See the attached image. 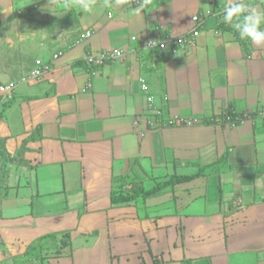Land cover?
<instances>
[{"label":"crops","instance_id":"crops-1","mask_svg":"<svg viewBox=\"0 0 264 264\" xmlns=\"http://www.w3.org/2000/svg\"><path fill=\"white\" fill-rule=\"evenodd\" d=\"M226 3L149 0L133 15L138 1L97 0L89 15L0 0V81L61 52L0 101V264H264V46L223 22ZM195 14L192 46L130 39L186 34ZM113 48L126 56L93 73L82 61ZM173 115L199 121L145 127ZM175 176L189 179L144 194Z\"/></svg>","mask_w":264,"mask_h":264},{"label":"built area","instance_id":"built-area-1","mask_svg":"<svg viewBox=\"0 0 264 264\" xmlns=\"http://www.w3.org/2000/svg\"><path fill=\"white\" fill-rule=\"evenodd\" d=\"M55 1V0H53ZM137 2L138 0H133ZM213 2V1H212ZM20 13H26L27 9H23L19 11ZM222 14V9L217 11L216 14ZM110 16V13H109ZM191 28L190 30L183 35L174 36L169 33H162L155 38H145V37H138L135 35H131L130 39L132 42L135 43L136 50L139 51H146V50H156L158 55L165 51L166 49H170L172 52H176L179 49H183L186 46H192L195 44L196 37L199 35V28L203 23L202 16L195 14L191 17ZM91 34L90 30L84 31L75 43H80L85 38L89 37ZM61 52H57L52 55L51 60L43 61L39 58L34 60V66L30 69L24 76H22L19 80H12V81H0V101L10 100L13 97L15 89L19 83L22 82H30L39 80L45 73L51 71L53 62ZM127 52L120 48H113V49H103L97 53H88L83 57V62L89 67L91 72L93 73L95 68L103 64L107 61H115L117 59H122L126 56ZM140 88L142 91L147 92V86L144 81L140 80ZM149 99V107H152V99L148 96ZM158 114V113H157ZM227 120H230V117H226ZM154 120L148 118L145 123V127H151L155 124L158 126H185L191 127L195 125L199 120L196 117L190 116H182V115H173L167 120H160L158 119L157 123L153 122ZM235 121V120H234ZM134 124L138 123V120L133 121ZM234 122L231 121V124Z\"/></svg>","mask_w":264,"mask_h":264},{"label":"clouds","instance_id":"clouds-1","mask_svg":"<svg viewBox=\"0 0 264 264\" xmlns=\"http://www.w3.org/2000/svg\"><path fill=\"white\" fill-rule=\"evenodd\" d=\"M97 0H64L63 7L73 8L84 14H92L96 9ZM124 0H105V7H119ZM149 0H138V6L132 14H138L147 9ZM222 20L233 27L240 40L250 41L254 46H264V9L253 6L246 0H227L221 5Z\"/></svg>","mask_w":264,"mask_h":264},{"label":"trees","instance_id":"trees-1","mask_svg":"<svg viewBox=\"0 0 264 264\" xmlns=\"http://www.w3.org/2000/svg\"><path fill=\"white\" fill-rule=\"evenodd\" d=\"M186 179H189V176H184V177L175 176V177H173V179L167 181L166 183L155 185L153 188L145 191L144 194L145 195H153L156 192H158L160 189H163L164 187L168 186L169 184H173V183H175L177 181L186 180ZM132 192H134V191L132 190ZM114 194H113V200H115V201H117V200H126V199H128V198H130V197H132L134 195V193H131V195H127V194L121 195L123 193H114Z\"/></svg>","mask_w":264,"mask_h":264}]
</instances>
